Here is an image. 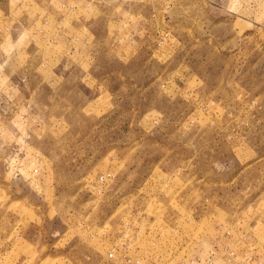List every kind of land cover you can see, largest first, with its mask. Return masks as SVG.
Here are the masks:
<instances>
[{
    "label": "rangeland",
    "instance_id": "374dc122",
    "mask_svg": "<svg viewBox=\"0 0 264 264\" xmlns=\"http://www.w3.org/2000/svg\"><path fill=\"white\" fill-rule=\"evenodd\" d=\"M0 264H264V0H0Z\"/></svg>",
    "mask_w": 264,
    "mask_h": 264
},
{
    "label": "built area",
    "instance_id": "2783aa9c",
    "mask_svg": "<svg viewBox=\"0 0 264 264\" xmlns=\"http://www.w3.org/2000/svg\"><path fill=\"white\" fill-rule=\"evenodd\" d=\"M104 178V176H102V178L101 179H103ZM113 255V254H112Z\"/></svg>",
    "mask_w": 264,
    "mask_h": 264
}]
</instances>
